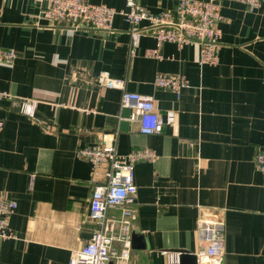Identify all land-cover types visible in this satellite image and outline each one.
<instances>
[{
    "label": "crops",
    "instance_id": "obj_1",
    "mask_svg": "<svg viewBox=\"0 0 264 264\" xmlns=\"http://www.w3.org/2000/svg\"><path fill=\"white\" fill-rule=\"evenodd\" d=\"M119 11L125 0H87ZM153 14L175 9L177 0H140ZM46 0H0V48L16 51L0 66V197L17 203L8 219L10 238H0V264H73L91 239L88 224L94 187L105 183L77 155L117 135L121 156L150 149L153 162L136 166L138 219L132 224L127 261L168 264L169 254L201 249L200 220L223 223L221 264H264V177L254 164L264 153V2L255 12L222 0L220 62L201 66L200 45L166 43L162 59L145 34L128 59L129 27L118 15L110 31H73L42 16ZM143 23L142 28L148 29ZM108 72L126 79V90L153 97L176 125L143 135L137 122L120 130L122 91L102 87ZM158 74L185 77L180 97L156 89ZM35 101L34 117L20 112ZM119 219V210H110ZM118 250L122 245L114 244ZM198 264H203L198 261Z\"/></svg>",
    "mask_w": 264,
    "mask_h": 264
},
{
    "label": "built area",
    "instance_id": "obj_2",
    "mask_svg": "<svg viewBox=\"0 0 264 264\" xmlns=\"http://www.w3.org/2000/svg\"><path fill=\"white\" fill-rule=\"evenodd\" d=\"M243 4L251 13L257 11L264 0H234ZM47 7L42 16L55 26L80 31H110L118 15L124 17L129 27L130 43L128 59L132 61L140 46V40L148 34L157 42L158 48L147 49L145 57L161 60L160 47L166 43L179 48L200 45L201 66H216L220 62L222 31V0H177L175 9L153 14L142 7L140 0H125V9L119 11L107 5H94L87 0H46ZM147 23L148 29L142 24ZM18 59L16 51L0 48V66H10ZM98 83L107 89L122 91L121 107L131 109L130 122H137L143 135L162 133L165 125H176V115L169 113L164 119L156 110L153 97L126 90V79L113 78L108 72L102 73ZM189 82L183 76L158 74L156 89L174 93L180 97ZM11 97L0 93V98ZM37 111L35 101H22L20 112L34 117ZM1 126V123H0ZM117 135L104 139L100 145L84 147L77 155L89 161L97 174L101 166H107L106 182L94 187L88 224L93 227L91 239L74 258L73 264H111L113 261H127L130 258L132 224L137 221L136 166L142 162H153L157 155L150 149L133 150L121 156L117 151ZM254 164L264 177V153H259ZM17 203L0 197V238H10L8 219L15 213ZM110 210H119L120 218H110ZM201 249L197 258L203 264H221L225 251V230L221 222L200 220ZM118 242L122 249L114 244ZM179 253L169 254L168 264H179Z\"/></svg>",
    "mask_w": 264,
    "mask_h": 264
},
{
    "label": "water",
    "instance_id": "obj_3",
    "mask_svg": "<svg viewBox=\"0 0 264 264\" xmlns=\"http://www.w3.org/2000/svg\"><path fill=\"white\" fill-rule=\"evenodd\" d=\"M132 115V110L131 109H124L121 115V118L123 121L120 122V130L122 132H128L131 123H130V118ZM180 254L179 257V264H198V258L197 255L192 254L187 251H179Z\"/></svg>",
    "mask_w": 264,
    "mask_h": 264
}]
</instances>
